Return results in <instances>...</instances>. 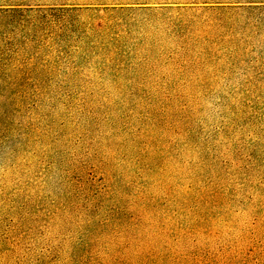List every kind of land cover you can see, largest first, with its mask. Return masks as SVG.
<instances>
[{"label": "rangeland", "instance_id": "rangeland-1", "mask_svg": "<svg viewBox=\"0 0 264 264\" xmlns=\"http://www.w3.org/2000/svg\"><path fill=\"white\" fill-rule=\"evenodd\" d=\"M16 5L0 264H264V0Z\"/></svg>", "mask_w": 264, "mask_h": 264}, {"label": "trees", "instance_id": "trees-1", "mask_svg": "<svg viewBox=\"0 0 264 264\" xmlns=\"http://www.w3.org/2000/svg\"><path fill=\"white\" fill-rule=\"evenodd\" d=\"M257 8H261L260 5H250L248 7V9H257ZM31 11L30 8H23V7H20L18 5L16 6H10V7H6V8H0V23H4V26L8 27L9 25H13L14 23H18V24H22V26L25 28V34H23V37H24V40L25 41H22V46H24L25 48L27 47V42L31 40L34 41V46L36 48H39V41H40V38L43 33V30L45 29V27L48 26L47 22H38L37 25H32L33 23H30V19H28V15L26 12H29ZM17 20V21H16ZM29 25H32L30 27V29L28 28ZM58 36H62L61 34H58ZM206 40H212L210 38H206ZM214 40H212L213 42ZM6 46L4 48V50L1 49L0 47V78L2 76V74L4 73V69H8L7 66L3 60H10L12 61L13 57H15V59L18 61L19 63V58H22V57H19L20 55H25L24 53H19L18 50H13L11 47L12 45L6 43ZM188 47V46H187ZM39 51V50H38ZM25 53H28L29 52H25ZM209 55V54H208ZM21 62H25L24 61V58H22ZM21 65V64H20ZM23 66V65H22ZM8 71H12V72H17L19 71L18 68L17 69H11L9 68ZM11 72V73H12ZM154 128H152L151 131H153ZM151 136V134L149 133H146L145 134V138H147V143L149 144H154L153 141L151 139H149V137ZM190 138L191 136L186 140L184 141L185 144H189L190 142ZM142 141L140 139H137L135 138L134 140V144H140ZM148 156H151L149 151L148 150H144L142 152H138V156H137V161L139 164H143L145 163V160ZM160 163V162H159Z\"/></svg>", "mask_w": 264, "mask_h": 264}]
</instances>
